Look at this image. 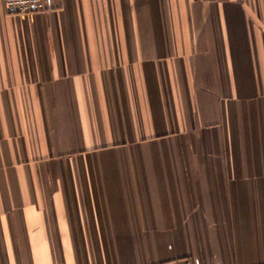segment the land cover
I'll return each mask as SVG.
<instances>
[{
  "label": "crops",
  "instance_id": "1",
  "mask_svg": "<svg viewBox=\"0 0 264 264\" xmlns=\"http://www.w3.org/2000/svg\"><path fill=\"white\" fill-rule=\"evenodd\" d=\"M0 0V264H264V0Z\"/></svg>",
  "mask_w": 264,
  "mask_h": 264
},
{
  "label": "built area",
  "instance_id": "2",
  "mask_svg": "<svg viewBox=\"0 0 264 264\" xmlns=\"http://www.w3.org/2000/svg\"><path fill=\"white\" fill-rule=\"evenodd\" d=\"M5 11L9 15L34 14L48 10L46 0H4ZM161 264H195L190 258L176 259Z\"/></svg>",
  "mask_w": 264,
  "mask_h": 264
}]
</instances>
